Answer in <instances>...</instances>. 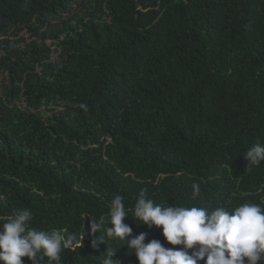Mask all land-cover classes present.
Segmentation results:
<instances>
[{
  "label": "trees",
  "instance_id": "1",
  "mask_svg": "<svg viewBox=\"0 0 264 264\" xmlns=\"http://www.w3.org/2000/svg\"><path fill=\"white\" fill-rule=\"evenodd\" d=\"M258 141L264 0H0V223L28 208L32 227L78 234L59 264H101L108 246L138 264L125 241L94 248L84 221L117 194L129 238L175 249L131 216L141 190L168 206L264 207V162L244 155Z\"/></svg>",
  "mask_w": 264,
  "mask_h": 264
},
{
  "label": "clouds",
  "instance_id": "2",
  "mask_svg": "<svg viewBox=\"0 0 264 264\" xmlns=\"http://www.w3.org/2000/svg\"><path fill=\"white\" fill-rule=\"evenodd\" d=\"M244 155L248 169L260 165L264 162V143L256 142ZM191 189L193 198L201 195L198 182H193ZM131 211L134 221L142 222L139 225L162 228L166 241L182 248H166L157 239L145 243L146 233L129 238L132 228L123 222L129 210L119 194L99 221L84 214V221L91 217V233L99 234L92 246L97 247L98 242L108 244L109 240L125 241L138 264H198L200 260L205 264H258L264 260V207L260 204L242 203L232 210L218 207L209 211L205 207L157 204L141 190ZM32 219V212L22 208L0 223V262L23 264L21 258L27 257L32 264H41L47 257V264H59L64 249L81 243L78 234L67 229L38 230L31 226ZM104 253L101 264H115L114 249L108 246Z\"/></svg>",
  "mask_w": 264,
  "mask_h": 264
},
{
  "label": "rangeland",
  "instance_id": "3",
  "mask_svg": "<svg viewBox=\"0 0 264 264\" xmlns=\"http://www.w3.org/2000/svg\"><path fill=\"white\" fill-rule=\"evenodd\" d=\"M24 36H26V39H27L28 41L30 40V38L27 36V33H25ZM47 42L50 43L49 40H48ZM52 48H53V47H52Z\"/></svg>",
  "mask_w": 264,
  "mask_h": 264
}]
</instances>
